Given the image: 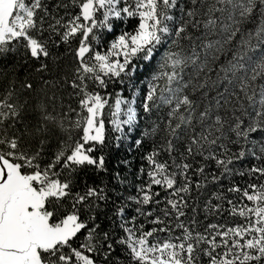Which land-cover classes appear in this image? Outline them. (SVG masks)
I'll list each match as a JSON object with an SVG mask.
<instances>
[{"label": "snow or ice", "instance_id": "obj_1", "mask_svg": "<svg viewBox=\"0 0 264 264\" xmlns=\"http://www.w3.org/2000/svg\"><path fill=\"white\" fill-rule=\"evenodd\" d=\"M0 264H264V0H0Z\"/></svg>", "mask_w": 264, "mask_h": 264}]
</instances>
